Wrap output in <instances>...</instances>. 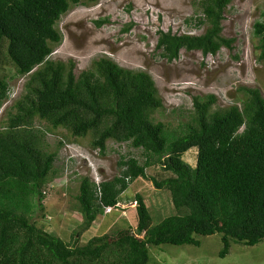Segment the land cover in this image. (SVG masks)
<instances>
[{
    "label": "trees",
    "instance_id": "16d2710c",
    "mask_svg": "<svg viewBox=\"0 0 264 264\" xmlns=\"http://www.w3.org/2000/svg\"><path fill=\"white\" fill-rule=\"evenodd\" d=\"M98 0H0V67L7 39L8 57L16 74H29L26 94L14 105L0 129V264H151L150 248L160 244H195V234L220 233L225 257L231 243L255 245L264 239V97L257 88L241 87L242 107L234 103L213 108L216 97H196L192 118L170 130L153 113L162 106L151 74L123 67L102 55L78 76L74 62L50 58L63 35L58 21L73 5ZM232 0H200L201 34L160 31L157 46L169 60L181 48L215 54L231 39L222 32L223 12ZM264 15V11H263ZM97 24L103 21L95 20ZM264 55V21L254 23ZM8 80L0 76V107L8 97ZM47 128L66 127L75 137L91 133V145L106 151V142H129L142 148L141 163L121 155L120 174L99 184L81 178L79 194L83 229L117 207L121 194L146 168L158 163L171 175L151 180L171 193L176 214L152 226L148 207L136 196L137 226L115 235L91 237L79 244L45 231L32 220L42 207L43 187L56 174L57 151L45 141L46 130L35 129L34 119ZM62 144V141H59ZM58 143V145H60ZM197 149L196 165L184 153ZM184 210V212H182ZM141 234V235H140ZM160 264V263H158Z\"/></svg>",
    "mask_w": 264,
    "mask_h": 264
},
{
    "label": "rangeland",
    "instance_id": "374dc122",
    "mask_svg": "<svg viewBox=\"0 0 264 264\" xmlns=\"http://www.w3.org/2000/svg\"><path fill=\"white\" fill-rule=\"evenodd\" d=\"M200 0H98L73 5L57 23L63 35L50 58L72 60L76 76L90 67L94 59L105 55L119 65L144 70L151 74L162 99V106L153 118L168 125L170 130L188 122L194 114L196 97L214 94L213 108H224L234 103L242 107L245 93L241 87L257 88L264 97V55L259 48L260 38L254 33V23L264 21V0H232L223 12L221 34L231 39L230 46H222L215 54L181 48L179 55L169 60L158 47L160 31L201 34L209 24L198 25L195 14ZM95 20L103 21L97 24ZM7 39L2 46L0 76L8 80V97L0 107V129L7 124L13 105L26 94L29 74H16L14 63L7 56ZM245 96V97H244ZM45 119L35 117V129L46 130L45 141L57 151L54 162L56 174L43 187L42 207L32 215L39 227L72 243L79 231V244L91 237L115 235L122 228L137 226V199L140 195L148 207L152 226L164 217L176 214L171 193L155 186L158 180L171 175L158 163L146 168L147 177H138L121 194L117 207L83 229V214L77 195L81 178L97 184L120 174L121 155L135 156L141 163L146 156L142 148L129 142L109 139L104 153L93 147V135L75 137L63 126L47 128ZM62 141V144L59 143ZM58 143L60 145H58ZM197 149L190 148L183 158L196 165ZM184 212V210H182ZM141 235V234H140ZM200 245L160 244L150 248L151 264H264V239L255 245L232 242L225 257L220 233L195 234Z\"/></svg>",
    "mask_w": 264,
    "mask_h": 264
},
{
    "label": "built area",
    "instance_id": "2783aa9c",
    "mask_svg": "<svg viewBox=\"0 0 264 264\" xmlns=\"http://www.w3.org/2000/svg\"><path fill=\"white\" fill-rule=\"evenodd\" d=\"M106 209L111 210V207L107 206Z\"/></svg>",
    "mask_w": 264,
    "mask_h": 264
},
{
    "label": "clouds",
    "instance_id": "9594fccd",
    "mask_svg": "<svg viewBox=\"0 0 264 264\" xmlns=\"http://www.w3.org/2000/svg\"><path fill=\"white\" fill-rule=\"evenodd\" d=\"M99 184V183H98Z\"/></svg>",
    "mask_w": 264,
    "mask_h": 264
}]
</instances>
